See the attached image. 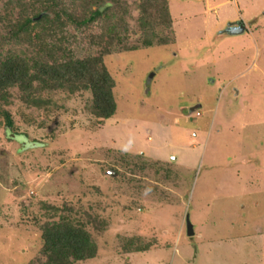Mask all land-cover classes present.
<instances>
[{"label":"rangeland","instance_id":"1","mask_svg":"<svg viewBox=\"0 0 264 264\" xmlns=\"http://www.w3.org/2000/svg\"><path fill=\"white\" fill-rule=\"evenodd\" d=\"M139 1L120 0L121 42L103 57L113 117L90 112L88 90L0 98L14 123L0 115V264H44L40 225L61 214L97 244L74 264H264V0H168L171 28L155 31L174 40L147 47ZM4 6L0 58L21 47L3 38Z\"/></svg>","mask_w":264,"mask_h":264},{"label":"trees","instance_id":"2","mask_svg":"<svg viewBox=\"0 0 264 264\" xmlns=\"http://www.w3.org/2000/svg\"><path fill=\"white\" fill-rule=\"evenodd\" d=\"M15 1L3 0L6 10L3 38L25 48L10 49L0 58V98L9 102L11 89L16 88L23 102L38 106L46 102L40 96L42 91L65 89L75 93L88 90L91 92L90 112L99 120L114 116L117 108L113 93L115 80L103 57L121 42L118 26L122 21L118 15L125 8L120 0ZM15 9L17 13L13 15ZM138 10L139 27L144 33L142 46L155 44V38L158 44L174 40L173 37L159 38L155 31L159 25L171 28L173 19L168 0H140ZM102 21L105 25L100 27ZM67 26L80 29L85 42L94 47V51L77 55L70 42L72 36L63 33ZM0 115L5 126L13 128L10 111L0 106ZM40 230L44 264H74L96 256L97 244L90 232L66 214L43 222ZM148 247L149 244L138 245L134 250Z\"/></svg>","mask_w":264,"mask_h":264},{"label":"water","instance_id":"3","mask_svg":"<svg viewBox=\"0 0 264 264\" xmlns=\"http://www.w3.org/2000/svg\"><path fill=\"white\" fill-rule=\"evenodd\" d=\"M244 29H245V27L242 23L233 24L232 22H229L224 31L231 33V34H235V33L243 32ZM185 223H186L187 234L193 235L194 229H193V224L191 223V221L189 219V214H186V216H185Z\"/></svg>","mask_w":264,"mask_h":264},{"label":"crops","instance_id":"4","mask_svg":"<svg viewBox=\"0 0 264 264\" xmlns=\"http://www.w3.org/2000/svg\"><path fill=\"white\" fill-rule=\"evenodd\" d=\"M233 24H234V22H232ZM244 27H245V25H244ZM245 30V29H244ZM113 117V116H112ZM111 118V117H110ZM109 119V118H108Z\"/></svg>","mask_w":264,"mask_h":264},{"label":"clouds","instance_id":"5","mask_svg":"<svg viewBox=\"0 0 264 264\" xmlns=\"http://www.w3.org/2000/svg\"><path fill=\"white\" fill-rule=\"evenodd\" d=\"M125 150H127V146H125Z\"/></svg>","mask_w":264,"mask_h":264},{"label":"flooded vegetation","instance_id":"6","mask_svg":"<svg viewBox=\"0 0 264 264\" xmlns=\"http://www.w3.org/2000/svg\"><path fill=\"white\" fill-rule=\"evenodd\" d=\"M235 24V23H234Z\"/></svg>","mask_w":264,"mask_h":264}]
</instances>
